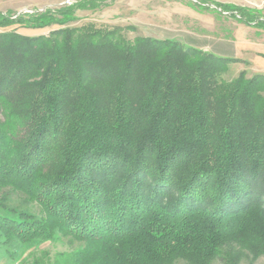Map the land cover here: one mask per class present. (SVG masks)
Here are the masks:
<instances>
[{
	"label": "trees",
	"instance_id": "16d2710c",
	"mask_svg": "<svg viewBox=\"0 0 264 264\" xmlns=\"http://www.w3.org/2000/svg\"><path fill=\"white\" fill-rule=\"evenodd\" d=\"M106 1L0 12V29L60 27L0 33V190L41 207L1 199L0 248L12 257L69 237L83 246L64 264L262 252L264 75L226 80L232 60L175 40L69 27ZM197 5L264 29L261 11Z\"/></svg>",
	"mask_w": 264,
	"mask_h": 264
},
{
	"label": "rangeland",
	"instance_id": "374dc122",
	"mask_svg": "<svg viewBox=\"0 0 264 264\" xmlns=\"http://www.w3.org/2000/svg\"><path fill=\"white\" fill-rule=\"evenodd\" d=\"M77 1L79 0H0V12L4 14L11 12L10 14L19 16L48 8L56 9ZM199 1L208 2V6L217 3L234 5L261 11L264 14V0H109L102 3L96 11L80 12L78 21L71 23L69 27L80 28L85 25L105 29L120 27L126 29L125 35L130 40L138 36L175 40L232 60L228 72L223 76L226 80H233L242 73L247 78L264 75V29L250 27L229 14L197 7ZM58 29L59 26L44 30L14 26L0 29V33L15 31L26 36H40L49 35ZM28 197L25 192L11 187L0 190V200H3L7 208L39 215L41 207ZM82 246L69 237L61 236L58 242H44L26 253L8 254L12 257H7L4 249L0 248V264H64L61 255L71 254ZM235 247V264H264V249L262 252H253ZM176 262L186 264L181 258ZM211 264L229 263L219 258Z\"/></svg>",
	"mask_w": 264,
	"mask_h": 264
}]
</instances>
